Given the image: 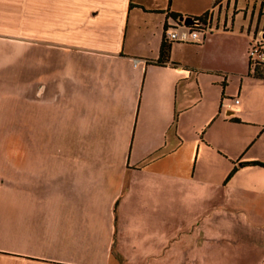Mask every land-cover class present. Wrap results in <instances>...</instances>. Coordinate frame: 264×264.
<instances>
[{"label": "crops", "instance_id": "1", "mask_svg": "<svg viewBox=\"0 0 264 264\" xmlns=\"http://www.w3.org/2000/svg\"><path fill=\"white\" fill-rule=\"evenodd\" d=\"M262 20L264 0H0V119L24 136L0 144V264H264Z\"/></svg>", "mask_w": 264, "mask_h": 264}, {"label": "rangeland", "instance_id": "2", "mask_svg": "<svg viewBox=\"0 0 264 264\" xmlns=\"http://www.w3.org/2000/svg\"><path fill=\"white\" fill-rule=\"evenodd\" d=\"M250 15H251V11H250L249 17H250ZM243 17H244V12L243 11L238 12V14H237V22L235 24L236 28H239L240 24L243 22ZM257 19L258 18L256 16V18L254 20V23H253V31H255L256 26L258 24L257 23ZM231 22H232V17L230 18V22H229L230 25H231ZM247 23H248V21H247ZM263 23L264 22L262 20L260 25H259V33L257 34L258 36H261L260 29L263 27L262 26V25H264ZM253 34L255 35V32H253ZM238 85H239L238 81L234 80V81H232V83L231 82L229 83V85L227 86L226 89H228L229 93H230L231 91L238 89V87H237ZM219 87L221 88V91L224 88V86L222 84H219ZM209 107H210L209 103L207 104V102L205 100V101H203L201 103L196 104L195 106H193L192 108L189 109V111L186 113V117H184L182 119L183 123L188 125V129H189L187 131L188 135H190V136L192 135V130L191 129L193 128V125H196V124L200 125V123L206 118V114L210 111ZM7 129H8V120L7 119H0V130H1V132H0V144H3V143L6 144V143H9V142H12V143L16 142V144L18 143V145H22L23 142H24V136L22 134L8 135L7 134ZM18 131H20V130H18ZM200 132H203V130H201ZM36 139H37V141L33 140L32 142H38V136L36 137ZM220 217L221 216H214V214H212V215L209 214L208 215V219H207V223L210 222L211 224H213V223H216L218 221H221ZM230 217H232V216H230ZM227 218H228V216H226L223 220H225ZM239 223H241V221L238 220V224ZM190 234H192V231L190 232ZM190 234H189V236H190ZM193 236H194V234H193ZM127 264H152V261L149 258L148 261H146V262L127 263Z\"/></svg>", "mask_w": 264, "mask_h": 264}, {"label": "built area", "instance_id": "3", "mask_svg": "<svg viewBox=\"0 0 264 264\" xmlns=\"http://www.w3.org/2000/svg\"><path fill=\"white\" fill-rule=\"evenodd\" d=\"M194 22L191 24H183L186 26L184 29H180L178 26L179 23L168 24L165 28V39L169 42L175 40H186V41H195L199 37L200 33L207 31V29L212 26V14L208 12L207 20L204 22L194 16ZM248 55L250 58V73H264V30L261 32V36L258 39H255L251 42ZM236 101H239V98L236 97Z\"/></svg>", "mask_w": 264, "mask_h": 264}, {"label": "trees", "instance_id": "4", "mask_svg": "<svg viewBox=\"0 0 264 264\" xmlns=\"http://www.w3.org/2000/svg\"><path fill=\"white\" fill-rule=\"evenodd\" d=\"M207 14H208V12H205V13H203L201 15H194V16L196 18H198V19H200V20L205 22L207 20ZM172 15L175 18L180 16V14H177V13H173ZM171 43L172 42H169L166 39L164 40V42L161 45V57H165V58L169 57L170 51H171ZM253 75L264 77V73L260 72V71L258 73H254ZM223 85H226V81L225 80L223 81ZM241 164H263V163L253 160V161H242Z\"/></svg>", "mask_w": 264, "mask_h": 264}, {"label": "water", "instance_id": "5", "mask_svg": "<svg viewBox=\"0 0 264 264\" xmlns=\"http://www.w3.org/2000/svg\"><path fill=\"white\" fill-rule=\"evenodd\" d=\"M182 19H183L185 24H191V23H193L195 21L194 20V15L183 16Z\"/></svg>", "mask_w": 264, "mask_h": 264}]
</instances>
